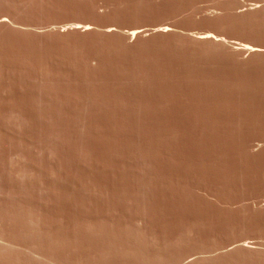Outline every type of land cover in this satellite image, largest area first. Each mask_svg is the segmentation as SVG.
<instances>
[{
	"label": "rangeland",
	"instance_id": "obj_1",
	"mask_svg": "<svg viewBox=\"0 0 264 264\" xmlns=\"http://www.w3.org/2000/svg\"><path fill=\"white\" fill-rule=\"evenodd\" d=\"M0 264H264V0H0Z\"/></svg>",
	"mask_w": 264,
	"mask_h": 264
},
{
	"label": "bare ground",
	"instance_id": "obj_2",
	"mask_svg": "<svg viewBox=\"0 0 264 264\" xmlns=\"http://www.w3.org/2000/svg\"><path fill=\"white\" fill-rule=\"evenodd\" d=\"M207 37V36H206ZM210 38V37H209ZM206 39V38H205ZM208 39V38H207ZM253 48V47H252ZM252 48L249 46V45H247V44H242V43H240L239 44V49L238 50H242V51H252ZM254 51H255V49H253ZM253 52V51H252ZM10 247V246H9ZM6 249H7V247H6Z\"/></svg>",
	"mask_w": 264,
	"mask_h": 264
}]
</instances>
